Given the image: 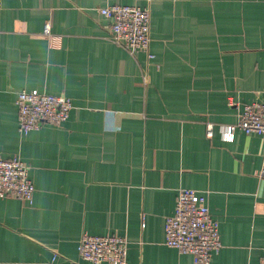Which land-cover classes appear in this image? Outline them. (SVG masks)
Wrapping results in <instances>:
<instances>
[{
    "label": "crops",
    "instance_id": "obj_1",
    "mask_svg": "<svg viewBox=\"0 0 264 264\" xmlns=\"http://www.w3.org/2000/svg\"><path fill=\"white\" fill-rule=\"evenodd\" d=\"M116 4L149 9L153 60L113 43ZM23 91L70 98L69 120L22 135ZM263 94L264 0H0V156L35 187L0 198V264H93L84 234L126 238L128 264H193L165 244L181 189L220 223L211 264H261L264 141L224 133Z\"/></svg>",
    "mask_w": 264,
    "mask_h": 264
},
{
    "label": "built area",
    "instance_id": "obj_2",
    "mask_svg": "<svg viewBox=\"0 0 264 264\" xmlns=\"http://www.w3.org/2000/svg\"><path fill=\"white\" fill-rule=\"evenodd\" d=\"M100 14L112 21V41L130 53L150 54L151 16L147 8L111 5L100 9ZM51 25H45V35L51 34ZM18 127L22 135L42 125L62 126L73 111V102L66 96H53L39 91H23L18 95ZM240 131L247 136L258 135L264 141V94L259 102L246 105L236 125L224 133L226 142H233ZM212 126L208 128L211 137ZM264 180L263 164L259 174ZM35 187L29 166L19 158L0 156V198H13L26 204L34 203ZM165 244L182 255H190L193 264H211L212 257L222 249L220 223L211 214L208 195L195 190L181 189L175 214L166 219ZM129 243L124 237H96L84 234L79 245L81 259L93 264H128ZM261 264H264L262 259Z\"/></svg>",
    "mask_w": 264,
    "mask_h": 264
}]
</instances>
